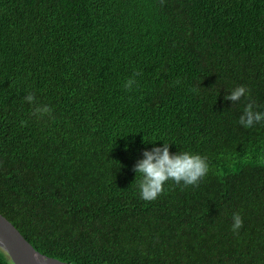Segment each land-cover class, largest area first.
I'll return each instance as SVG.
<instances>
[{"label":"trees","instance_id":"1","mask_svg":"<svg viewBox=\"0 0 264 264\" xmlns=\"http://www.w3.org/2000/svg\"><path fill=\"white\" fill-rule=\"evenodd\" d=\"M241 85L264 111V0H0V213L69 264H264V123L224 98ZM160 139L210 171L145 201L134 166Z\"/></svg>","mask_w":264,"mask_h":264},{"label":"clouds","instance_id":"2","mask_svg":"<svg viewBox=\"0 0 264 264\" xmlns=\"http://www.w3.org/2000/svg\"><path fill=\"white\" fill-rule=\"evenodd\" d=\"M137 72L132 78H129L124 87L129 91L134 90L138 81ZM251 91L249 88L241 85L232 88L225 95V100H230L234 104L242 98L249 100L239 118V124L245 128H253L258 123H264V111L257 110L256 105L251 102ZM24 100L30 104L36 105L34 114L47 116L54 113V107L51 104H41L35 92H29ZM27 124V121L23 122ZM163 144L155 146L151 150L143 151V158L139 159L134 171L137 173L135 182H137L140 198L145 201H153L165 192L168 182L183 184L184 186H199L200 182L208 175L210 171L209 159L206 155L195 153L189 150H180L172 152V143L163 139ZM264 160V156H261ZM232 231L238 233L243 227L244 220L239 213L233 214Z\"/></svg>","mask_w":264,"mask_h":264},{"label":"water","instance_id":"3","mask_svg":"<svg viewBox=\"0 0 264 264\" xmlns=\"http://www.w3.org/2000/svg\"><path fill=\"white\" fill-rule=\"evenodd\" d=\"M0 249L12 264H69L37 251L20 230L0 213Z\"/></svg>","mask_w":264,"mask_h":264}]
</instances>
